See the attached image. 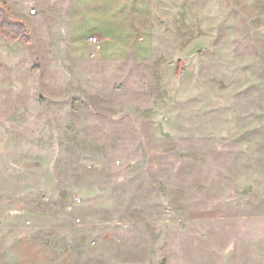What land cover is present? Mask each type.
Returning <instances> with one entry per match:
<instances>
[{
  "label": "rangeland",
  "instance_id": "1",
  "mask_svg": "<svg viewBox=\"0 0 264 264\" xmlns=\"http://www.w3.org/2000/svg\"><path fill=\"white\" fill-rule=\"evenodd\" d=\"M7 5L0 264H264V0Z\"/></svg>",
  "mask_w": 264,
  "mask_h": 264
},
{
  "label": "crops",
  "instance_id": "2",
  "mask_svg": "<svg viewBox=\"0 0 264 264\" xmlns=\"http://www.w3.org/2000/svg\"><path fill=\"white\" fill-rule=\"evenodd\" d=\"M65 201V200H63ZM67 203H65L64 207L62 209H56L52 208L54 207V204L51 206V210H48L49 208L44 207L41 215H42V222L45 226L48 227H56L58 230L61 231V233H65V235H68V243H66V247L63 245L60 248H66V252L63 255H60L59 260L55 264H71V208L66 209L65 207ZM48 229H45L47 231ZM95 242V240H93ZM49 245V244H48ZM81 245V244H79ZM108 244L103 243V246H107ZM117 247V244H115ZM102 246V248H103ZM77 247L81 248V246H77L76 243H74L73 249H76ZM75 256L77 254L73 253ZM75 258V257H74ZM104 259H106V255L104 256ZM74 264H82L80 262V258L73 259ZM75 260H78L79 263H75ZM43 264H49L44 262Z\"/></svg>",
  "mask_w": 264,
  "mask_h": 264
},
{
  "label": "trees",
  "instance_id": "3",
  "mask_svg": "<svg viewBox=\"0 0 264 264\" xmlns=\"http://www.w3.org/2000/svg\"><path fill=\"white\" fill-rule=\"evenodd\" d=\"M0 18L3 26L7 28V34L11 37H25V26L22 21L10 16L7 0L0 1Z\"/></svg>",
  "mask_w": 264,
  "mask_h": 264
},
{
  "label": "built area",
  "instance_id": "4",
  "mask_svg": "<svg viewBox=\"0 0 264 264\" xmlns=\"http://www.w3.org/2000/svg\"><path fill=\"white\" fill-rule=\"evenodd\" d=\"M91 40H93V43H94V45L96 47V50L100 51V49H102L103 45H102V41L99 39V37L98 36H94ZM75 198H76V200L78 202H81L80 198H78V197H75Z\"/></svg>",
  "mask_w": 264,
  "mask_h": 264
}]
</instances>
